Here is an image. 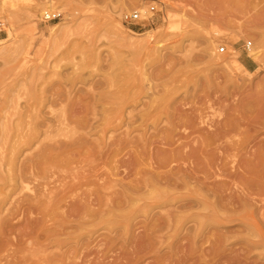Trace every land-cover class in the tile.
<instances>
[{
	"label": "rangeland",
	"instance_id": "obj_1",
	"mask_svg": "<svg viewBox=\"0 0 264 264\" xmlns=\"http://www.w3.org/2000/svg\"><path fill=\"white\" fill-rule=\"evenodd\" d=\"M53 1L0 0V264H264V0ZM150 6L122 23L123 12ZM47 7L62 16L42 21ZM242 58L249 72L225 68ZM154 162L163 175L194 174L215 195L191 184L148 190ZM23 170L34 175L21 180ZM37 189L51 190L50 205L29 199ZM186 201L199 205L180 210Z\"/></svg>",
	"mask_w": 264,
	"mask_h": 264
},
{
	"label": "bare ground",
	"instance_id": "obj_2",
	"mask_svg": "<svg viewBox=\"0 0 264 264\" xmlns=\"http://www.w3.org/2000/svg\"><path fill=\"white\" fill-rule=\"evenodd\" d=\"M59 1V0H58ZM132 1V0H131ZM136 1H140V0H134L133 1V3H135V4H133L132 2H130L131 3V5H133L134 7H137L138 6V3L136 2ZM54 2H56V0L55 1H53V3ZM141 2V1H140ZM52 2H51V4H50V6L49 7H56V6H54V4H53ZM163 3V2H162ZM49 5V3H47V5L46 6H48ZM123 6H125V8H129L130 7V4H129V2H127V1H124L123 2ZM162 6H163V4H162ZM3 9V6L2 5H0V10H2ZM123 9V8H122ZM44 10H48V7L46 8V9H44ZM43 10V11H44ZM130 11H139V12H141V14H142V18L144 17V16H147L148 15V13L150 12L149 11V9L148 10H139V9H133V10H127V11H125V12H130ZM11 18H12V16H11ZM57 23H59V22H57ZM62 23V22H61ZM59 27V24L57 25V24H55V25H52V26H50V27H48V30H50L51 32L52 31H54L55 29H57ZM156 28H153V29H150L149 31H145V32H143V33H138L139 35H147V34H150V33H155L156 32ZM214 34L215 35H219L220 34V31H218V30H214ZM153 35V34H152ZM11 37V31H8V38H10ZM7 39H0V41H2V42H5ZM248 43H250V45H251V42H248ZM248 43H246V44H248ZM250 45L248 46V50H249V56L252 58V59H254V60H257L258 59V56H259V50H254V49H257L256 48V46L252 49L251 47H250ZM221 48V47H220ZM220 48H219V50H220ZM238 56V55H237ZM225 65V68L227 69V70H229V71H232L233 70V68L232 67H235V69H237L236 67L237 66H240V67H243V68H245V70H247V68L238 60V59H234L233 61H232V63L230 64V63H224ZM248 71V70H247ZM249 72V71H248ZM232 73V72H231ZM230 74V73H229ZM229 77V76H228ZM232 77V76H231ZM120 88V87H119ZM111 97V96H110ZM94 98V97H93ZM90 102H91V100H90ZM92 106V105H91ZM262 107V106H261ZM93 108V107H92ZM134 109V108H133ZM93 110V109H92ZM126 111H127V109H125ZM131 110H132V108H130V110L128 111V113H130L131 112ZM237 110V109H236ZM125 111V112H126ZM152 113V112H151ZM235 113V112H234ZM131 116H133V115H131ZM135 116V115H134ZM133 116V117H134ZM130 117V116H129ZM128 117V118H129ZM138 117H139V115H138ZM127 118V117H126ZM123 119H125L124 118V115H123ZM126 120V119H125ZM74 121V120H73ZM86 121H89V119L88 120H86ZM99 122V121H98ZM126 122V121H125ZM129 122V121H128ZM127 122V123H128ZM75 123V122H74ZM81 123V122H80ZM90 123V122H89ZM130 123V122H129ZM228 123V122H227ZM261 123V122H260ZM78 124V123H77ZM87 124V123H86ZM126 124V123H125ZM66 125V124H65ZM64 125V126H65ZM82 125V124H81ZM91 125V124H90ZM76 126V125H75ZM83 126H84V124H83ZM85 126H87V125H85ZM101 126H103V125H101ZM128 126V125H127ZM57 127V126H56ZM60 127V126H59ZM70 127V126H69ZM171 127V126H170ZM220 128V127H219ZM225 128V127H224ZM224 128H222V129H224ZM228 128H230V127H228ZM246 128H247V126H246ZM48 129H50V126H48L47 125V129H46V131H48ZM80 129V128H79ZM78 129V130H79ZM87 129H89V128H87ZM75 130V129H74ZM81 130H84V128H82ZM86 130V129H85ZM227 130V129H226ZM66 131V130H65ZM86 131H88V130H86ZM221 132V131H220ZM49 133V132H48ZM70 133V132H69ZM74 134H75V132H73ZM52 134V133H51ZM81 134V133H80ZM123 134V133H122ZM170 134V133H169ZM169 134L167 135V136H169ZM66 135V134H65ZM77 135V134H76ZM75 135V136H76ZM126 135H127V132H126ZM219 135V134H218ZM78 136V135H77ZM153 136V135H152ZM173 136V135H172ZM175 136V135H174ZM189 136V135H188ZM39 137V136H38ZM37 137V138H38ZM41 137V136H40ZM74 137V136H73ZM164 137V136H163ZM204 137V136H203ZM205 137H207V136H205ZM222 137V136H221ZM75 138V137H74ZM120 138V137H119ZM200 138V137H199ZM201 138H202V136H201ZM171 139V138H170ZM205 139V138H204ZM209 139V138H208ZM215 139V138H214ZM219 139V138H218ZM218 139H217V141H218ZM70 140H72V139H70ZM127 140H128V138H127ZM149 140V139H148ZM161 140H164V139H162L161 138ZM194 140H196V139H194ZM159 141V140H158ZM157 141V142H158ZM205 141V140H204ZM207 141V140H206ZM69 142V141H68ZM73 142V141H72ZM102 142V141H101ZM121 142V141H120ZM149 142H151V141H149ZM165 142V141H164ZM174 142V141H173ZM203 142V141H202ZM209 142H210V140H209ZM70 143V142H69ZM87 143V142H86ZM91 143V142H90ZM119 143V142H118ZM169 143V142H168ZM188 143V142H187ZM197 143H198V140H197ZM200 143V142H199ZM207 143H208V141H207ZM211 144H212V142H210ZM216 143V142H215ZM120 144V143H119ZM147 144H148V142H147ZM175 144H176V142H175ZM204 143H202V145H203ZM206 144V143H205ZM235 144V143H234ZM27 145H28V143H27ZM60 145V144H59ZM58 145V146H59ZM81 145V144H80ZM86 145H88V144H86ZM151 145V144H150ZM165 145V144H164ZM183 145V144H182ZM188 145V144H187ZM214 145V144H213ZM240 145V144H239ZM262 145H264V144H262ZM69 146V145H68ZM82 146H83V144H82ZM82 146H81V148H82ZM85 146V145H84ZM90 146V145H89ZM104 146H105V144H104ZM169 146V145H168ZM176 146V145H175ZM178 146V145H177ZM215 146V145H214ZM222 146V145H221ZM226 146H228V145H226ZM236 146H237V144H236ZM258 146V145H257ZM78 147V146H77ZM86 147V146H85ZM155 147V146H154ZM179 147V146H178ZM184 147V146H183ZM196 147V146H195ZM198 147H200V145H198ZM208 147H210V146H208ZM207 147V148H208ZM258 147H261V146H258ZM50 148V147H49ZM139 148V147H138ZM147 148V147H146ZM171 148V147H170ZM202 148H203V146H202ZM233 148H234V146H233ZM52 149V148H51ZM58 149H60V147L58 148ZM57 149V150H58ZM64 149H66L65 147H64ZM71 149V148H70ZM69 149V150H70ZM200 149V148H199ZM220 149H221V147H220ZM224 149V148H223ZM56 150V149H55ZM176 150V153L178 152V149H175ZM260 150V149H259ZM193 151H195L194 149H193ZM228 151H229V149H228ZM140 152V151H139ZM163 152V151H162ZM162 152H161V155H163L162 154ZM165 152V151H164ZM167 152V151H166ZM180 152V151H179ZM203 152V151H202ZM223 152V151H222ZM259 152V151H258ZM59 153V151L57 152V154ZM66 153H68V152H66ZM75 153V152H74ZM81 153V152H80ZM160 153V152H159ZM172 153H175L174 151L172 152ZM225 153H227V152H225ZM225 153H224V155H225ZM262 153V152H261ZM73 154V153H72ZM151 154H154V153H152V151H151ZM167 153H165V155H166ZM178 154V153H177ZM200 154H201V152H200ZM204 154V153H203ZM20 155V154H19ZM75 155V154H74ZM78 155V154H77ZM132 155V154H131ZM158 155V154H157ZM160 155V156H161ZM192 155H194V153L192 154ZM231 155V154H230ZM250 155V154H249ZM151 156V155H150ZM156 156V155H155ZM171 156V155H170ZM174 156V155H173ZM176 156V155H175ZM178 156V155H177ZM201 156H202V154H201ZM261 156V155H260ZM143 157V156H142ZM156 157H158V156H156ZM195 157V156H194ZM197 157V156H196ZM195 157V158H196ZM209 157V156H208ZM262 157H264V155H262ZM144 158H145V156H144ZM151 158H152V156H151ZM160 158V157H159ZM180 158V157H179ZM185 158V157H184ZM191 158V157H190ZM203 158V157H202ZM214 158L215 157H213V160H214ZM220 158V157H219ZM158 159V158H157ZM163 159V158H162ZM162 159H160V161L162 160ZM173 160V158H170V160ZM174 159H176V158H174ZM205 159H208V158H205ZM210 159V158H209ZM222 159H225V158H223L222 157ZM260 159V158H259ZM48 160V159H47ZM128 160V159H127ZM131 160H132V158H131ZM135 160V159H134ZM142 160V159H141ZM144 160V159H143ZM152 160H155V159H152ZM152 160L150 159V161H151V163H152ZM164 160L165 159H163V163H164ZM177 160V159H176ZM182 160V159H181ZM218 160V159H217ZM233 160V159H232ZM248 160V159H247ZM167 161V160H166ZM191 161H192V159H191ZM258 161V160H257ZM124 162H126V161H124ZM123 162V163H124ZM139 162V161H138ZM157 162H158V160H157ZM155 163V164H158L157 166H155V168L154 169H156V170H147V172H146V177L144 178H142V182L144 183L143 184V187H147L148 188V190H151V189H155L154 188V186L155 185H159V186H161V189H163V188H166V189H168V190H175L178 186H184V185H188V184H191V185H194V186H198V189L199 190H201V192H203V193H206L207 195H209L210 194V196H213V195H215V193L212 191V190H210L209 188H206L204 185H203V182L200 180V179H198V178H196L195 177V175L194 174H191V175H188V174H186V173H183V174H179L177 171H175V172H173V171H171L170 172V174H160L159 173V171L157 170L158 168H160L162 165L161 164H159V163H161V162H159V163ZM169 162V161H168ZM207 162H211V161H208L207 160ZM214 162V161H213ZM260 162V161H259ZM119 163H120V161H119ZM122 163V162H121ZM162 163V164H163ZM166 163V162H165ZM189 163V162H188ZM208 163V164H209ZM183 164H185V162L183 163ZM203 164V163H202ZM214 164V163H213ZM258 164L259 163H257V165L256 166H258ZM136 165V164H135ZM147 165V164H146ZM165 165V164H164ZM174 165V164H173ZM212 165V164H211ZM210 165V166H211ZM219 165V164H218ZM240 166V165H239ZM254 166V165H253ZM255 166V167H256ZM143 167V166H142ZM192 167H194V166H192ZM221 167V166H220ZM223 167V166H222ZM226 167V166H225ZM241 167V166H240ZM131 168V167H130ZM144 168V167H143ZM211 168V167H210ZM262 168H264V167H262ZM134 169H135V167H134ZM163 169V168H162ZM173 169V167L170 169V170H172ZM194 169V168H193ZM201 169H203V168H201ZM219 169H221V168H219ZM33 170V169H32ZM132 170V169H131ZM175 170V169H174ZM184 170V169H183ZM186 170V169H185ZM213 170V169H212ZM225 170V169H224ZM162 171V170H161ZM203 171V170H202ZM227 171V170H226ZM225 171V172H226ZM251 171V170H250ZM166 171H164V173H165ZM189 172V171H188ZM221 172H222V170H221ZM220 172V173H221ZM224 172V171H223ZM234 172H235V170H234ZM203 173V172H202ZM236 173V172H235ZM252 173H253V171H252ZM143 174V173H142ZM196 174V173H195ZM228 174H231V173H228ZM34 175V173L33 172H31V171H26V170H23L22 172H21V174L19 175V179H21V180H26L27 179V177H31V176H33ZM199 175V174H198ZM218 175H219V173H218ZM221 175V174H220ZM222 175H224V173L222 174ZM239 175V174H238ZM38 176V175H37ZM138 176V175H137ZM196 176H197V174H196ZM201 176V175H200ZM45 177V176H44ZM92 177V176H91ZM95 177V176H94ZM209 177V176H208ZM223 177V176H222ZM231 178H232V176H231ZM234 178V177H233ZM249 178V177H248ZM260 178V177H259ZM41 179V178H40ZM99 179V177L97 178V180ZM119 179V178H118ZM211 179V178H210ZM42 180V179H41ZM204 180V179H203ZM220 180V179H219ZM236 180H237V178H236ZM256 180V179H255ZM102 181H104V179L102 180ZM113 181V180H112ZM138 181V180H137ZM137 181H135L136 183H137ZM141 180L139 179V182H140ZM178 181H181L180 183H178ZM233 181V180H232ZM56 182V181H55ZM91 182H93V180L91 181ZM106 182V181H105ZM104 182V183H105ZM216 182V181H215ZM221 182V181H220ZM223 182V181H222ZM58 183V182H57ZM75 183V182H74ZM77 183H78V181H77ZM76 183V184H77ZM129 183H131V182H129ZM133 183V182H132ZM236 183V182H235ZM27 184V183H26ZM25 184V185H26ZM59 184V183H58ZM90 184V183H89ZM95 185H97L96 184V182L94 183ZM102 185H103V183H101ZM217 184V183H216ZM237 184V183H236ZM240 184V183H239ZM80 185V184H79ZM122 185V184H121ZM211 185V184H210ZM214 185V184H213ZM221 185H223V184H221ZM249 185V184H248ZM251 185V184H250ZM27 186V185H26ZM48 186V185H47ZM123 186V185H122ZM129 186V185H128ZM131 186V185H130ZM133 186V185H132ZM220 186V185H219ZM225 186V185H224ZM58 187V186H57ZM121 187V186H120ZM119 187V188H120ZM139 187H140V185H139ZM226 187H227V184H226ZM243 187V186H242ZM46 188V187H45ZM61 188V187H60ZM73 188V187H72ZM77 188H79V186L77 187ZM81 188V187H80ZM124 188V187H123ZM219 188V187H218ZM217 188V189H218ZM224 188V187H223ZM231 188H232V186H231ZM235 188V187H234ZM238 188V187H237ZM259 188V187H258ZM28 189H29V187H28ZM63 189H64V187H63ZM65 189H67V188H65ZM64 189V190H65ZM141 189V188H140ZM220 189V188H219ZM236 189V188H235ZM243 189H245V187H243ZM61 190V189H60ZM74 190V189H73ZM72 189L70 190V191H73ZM79 190V189H78ZM77 190V191H78ZM127 190H128V188H127ZM132 190V189H131ZM215 190V189H214ZM229 190H230V188H229ZM234 190V189H233ZM69 191V192H70ZM137 191V190H136ZM156 191H158V190H156ZM161 192H162V190H160ZM188 191V190H187ZM218 191V190H217ZM228 191V190H227ZM99 192V191H98ZM123 192V191H122ZM164 192H167V190L166 191H164ZM173 192V191H172ZM257 192V191H256ZM51 190H46V189H37V191L35 192H33V195H31L30 196V200H31V198L33 199V198H35L34 200H36V197H40V196H45L46 197V199H45V203H47V204H49L50 203V199H52V197H51ZM67 193V192H66ZM74 193V192H73ZM124 193V192H123ZM163 193V192H162ZM194 193H197L198 194V192L197 191H194ZM218 193H219V191H218ZM239 193V192H238ZM248 193V192H247ZM154 194H156L155 193V191H154ZM160 194V193H159ZM167 194V193H166ZM165 194V195H166ZM222 194V193H221ZM220 194V195H221ZM225 194V193H224ZM229 194V193H228ZM244 194V193H243ZM58 196L59 195H61V192H60V194H57ZM56 195V196H57ZM84 195V194H83ZM86 195V194H85ZM100 195H102V194H100ZM126 195H128L127 193H126ZM148 195V194H147ZM153 195V194H152ZM151 195V196H152ZM227 195V194H226ZM230 195V194H229ZM250 195L252 196L253 195V192H250ZM250 195H248V196H250ZM255 195V194H254ZM73 197H74V195H72ZM87 196V195H86ZM123 196H124V194H123ZM162 196V195H161ZM160 196V197H161ZM198 196H199V194H198ZM228 196V195H227ZM245 196V195H244ZM81 197V196H80ZM79 197V198H80ZM84 197V196H83ZM130 197V196H129ZM224 197V196H223ZM234 197V196H233ZM243 197V196H242ZM260 197H262V196H259V198ZM54 198H57V197H55L54 196ZM75 198V197H74ZM90 198V197H89ZM108 198V197H107ZM143 198L145 199H147V197H144L143 196ZM153 199H155L154 197H152ZM151 198V199H152ZM229 198V197H228ZM255 198V197H254ZM258 198V199H259ZM84 199V198H83ZM103 199V198H102ZM120 199H122V198H120ZM157 199H160L159 197H157ZM226 199H227V197H226ZM234 199V198H233ZM69 200H70V198H69ZM85 200V199H84ZM125 200H127V198L125 197ZM148 200V199H147ZM150 200V199H149ZM220 200V199H219ZM225 200V199H224ZM262 200V199H261ZM68 201V200H67ZM74 201V200H73ZM92 201V200H91ZM90 201V202H91ZM133 201V200H132ZM169 201V200H168ZM167 201V202H168ZM228 201H230V198H229V200ZM259 201V200H258ZM75 202V201H74ZM122 202H124V201H122ZM187 202V201H186ZM231 202V201H230ZM95 203V202H94ZM93 203V204H94ZM109 203H111V201L109 202ZM128 203V202H127ZM223 203V202H222ZM37 204V203H36ZM106 204V203H105ZM115 204H116V202H115ZM196 204H198L199 205V203L198 202H190V203H182L181 202V204L179 205V209L181 210V209H189L190 207H194V205H196ZM226 204V203H225ZM257 204H258V202H257ZM27 205H29V204H27ZM50 205V204H49ZM52 205V204H51ZM59 205V204H58ZM79 205V202H75V203H72L71 205H70V211L71 212H73V211H75L76 210V208H77V206ZM81 205V204H80ZM107 205V204H106ZM123 205V204H122ZM169 205V204H168ZM175 205V204H174ZM232 205V204H231ZM96 206V205H95ZM230 206V205H229ZM29 207H30V205H29ZM61 207V206H60ZM59 207V208H60ZM105 207V206H104ZM258 207V206H257ZM31 208V207H30ZM29 208V209H30ZM51 208V206L49 207V209ZM99 208H101V207H99ZM210 208H212V207H210ZM27 209V208H26ZM48 208H47V210H49ZM63 208H61V209H59V210H62ZM66 209H67V206H66ZM102 209H103V207H102ZM155 209V208H154ZM163 209V208H162ZM168 208H166V210H167ZM214 209V208H213ZM31 210V209H30ZM104 210V209H103ZM159 210V209H158ZM157 210V211H158ZM164 210V209H163ZM163 210H162V213H163ZM32 212H34L33 211V209L31 210ZM53 211V210H52ZM90 211H91V209H90ZM96 211H98V210H96ZM101 211V210H100ZM99 211V212H100ZM156 211V210H155ZM156 211V212H157ZM175 211V210H174ZM184 211V210H183ZM39 212V211H38ZM150 212H151V210H150ZM165 212H167V211H165ZM168 212H169V210H168ZM190 212V211H189ZM261 212H264V211H261ZM47 213V212H46ZM57 213H59L58 211H57ZM63 213V212H62ZM75 213V212H74ZM89 213V212H88ZM101 213H102V211H101ZM146 213V212H145ZM154 213V212H153ZM186 213V212H185ZM152 214V213H151ZM150 214V215H151ZM160 214V213H159ZM164 214H166V213H163L162 215H164ZM171 214V213H170ZM262 214V213H261ZM261 214H260V216H261ZM65 215H66V212H65ZM96 215V214H95ZM145 215V214H144ZM168 216H169V214H167ZM167 215H165V216H167ZM184 215H187V214H184ZM52 216V215H51ZM85 216H86V214H85ZM153 217H155V216H158V215H152ZM152 216H150V217H152ZM164 216V217H165ZM188 216V215H187ZM56 217V216H55ZM58 217V216H57ZM65 217V216H64ZM87 217V216H86ZM86 217H85V219H86ZM145 218H146V216H144ZM148 217V219L150 218L149 216H147ZM47 218H49V216L47 217ZM61 218V217H60ZM60 218H59V221H60ZM69 218V217H68ZM77 218H79V217H77ZM145 218L143 219V220H145ZM181 218V217H180ZM262 218V217H261ZM260 218V219H261ZM55 219H57V218H55ZM61 219H63V218H61ZM88 219V218H87ZM152 219V218H151ZM154 219V218H153ZM41 220H42V217H41ZM46 220V219H45ZM69 220V219H68ZM83 220V219H82ZM159 220H161V217H159ZM163 220V219H162ZM169 220V219H168ZM170 220H172L171 218H170ZM187 220V219H186ZM54 221V220H53ZM57 221H58V219H57ZM66 221V223H67V220H65ZM72 221L74 222V219H72ZM175 221V220H174ZM193 221V220H192ZM221 221V220H220ZM219 221V222H220ZM40 222V221H39ZM42 222H43V220H42ZM47 222V221H46ZM52 222V221H51ZM51 222H49V223H51ZM54 222H56V220L54 221ZM147 222H148V220H147ZM152 222V221H151ZM150 221L148 222V223H151ZM171 222V221H170ZM193 222H195V221H193ZM31 223H32V221H31ZM30 223V224H31ZM56 223H58V222H56ZM66 223H64V224H66ZM70 223V222H69ZM75 223H76V221H75ZM172 223V222H171ZM27 224V223H26ZM38 224V223H37ZM82 224V223H81ZM143 224H144V222H143ZM174 224H175V222H174ZM193 224V223H192ZM195 224V223H194ZM32 225H34L33 223H32ZM59 225V224H58ZM69 225V224H68ZM145 225H146V223H145ZM155 225V224H154ZM157 225V224H156ZM163 225H164V223H163ZM57 226V225H56ZM75 226H77V225H75ZM152 226V225H151ZM157 226H159V224L157 225ZM186 226V225H185ZM1 227V226H0ZM34 227V226H33ZM74 227V226H73ZM144 227H146V226H144ZM156 227V226H155ZM194 227H196V225L194 226ZM47 228H49V227H47ZM55 228H57V227H55ZM77 228V227H76ZM146 228H148L149 229V225L146 227ZM159 228V227H158ZM157 228V229H158ZM205 228V227H204ZM27 229V228H26ZM61 229V228H60ZM148 229H146V231L148 230ZM156 228H154L153 229V231L155 230ZM156 229V230H157ZM163 229V228H162ZM184 229V228H183ZM150 230V229H149ZM194 230V229H193ZM203 230V229H202ZM26 231H28V230H26ZM26 231H23V232H26ZM165 231H168L167 230V228L165 229ZM219 231V230H218ZM151 232V231H150ZM150 232H149V234H148V237H149V235H150ZM185 233H186V230L184 231ZM184 232H183V234H184ZM189 232V231H188ZM205 232V231H204ZM221 232V231H220ZM27 233V232H26ZM140 233V232H139ZM163 233V232H162ZM56 234V233H55ZM137 234V233H136ZM164 234V233H163ZM222 233H220V234H218V235H221ZM45 235H46V233H45ZM102 235V234H101ZM139 235V234H138ZM137 235V236H138ZM140 235H142V233L140 234ZM144 235V234H143ZM156 235H158V234H156ZM182 235V234H181ZM180 235V236H181ZM192 235H194V234H192ZM29 236V235H28ZM38 236V235H37ZM151 236V235H150ZM158 236H160V235H158ZM185 236V235H184ZM187 236V235H186ZM190 236V235H189ZM31 237H34V236H32L31 235ZM30 237V238H31ZM44 237V236H43ZM85 237H86V235H85ZM146 237V236H145ZM156 237V236H155ZM161 237V236H160ZM164 237H165V235H164ZM182 238H184L183 236H181ZM188 237V236H187ZM187 237H185V238H187ZM199 237V236H198ZM23 239H26V238H24V236L22 237ZM29 238V237H28ZM91 238V237H90ZM154 238V237H153ZM153 238L152 239H150V237H149V239L150 240H152L153 242H154V240H153ZM22 239V240H23ZM93 239V238H92ZM139 240L141 239L140 237L138 238ZM147 239V238H146ZM145 239V240H146ZM156 239H158V237L156 238ZM161 239V238H160ZM159 239V242H161L162 240H160ZM162 239H164V238H162ZM188 239H190V238H188ZM22 240H21V243H22ZM27 240V239H26ZM34 240V239H33ZM87 240V239H86ZM89 240V239H88ZM112 240H114V238L112 239ZM144 240V239H143ZM180 240V239H179ZM185 240V239H184ZM217 240V239H216ZM215 240V241H216ZM248 240V239H247ZM24 241V240H23ZM90 241V240H89ZM92 241V240H91ZM158 241V240H157ZM178 241V240H177ZM186 241V240H185ZM220 241V240H219ZM27 242V241H26ZM35 242H37L36 241V239L34 240V243ZM78 242H79V240H78ZM93 242V241H92ZM91 242V243H92ZM145 242V241H144ZM192 242V241H191ZM197 242V241H196ZM217 242H218V240H217ZM39 243V242H38ZM37 243V244H38ZM45 243V242H44ZM49 243V242H48ZM47 243V244H48ZM83 243V242H82ZM84 243H85V241H84ZM101 243V242H100ZM136 243H137V241H136ZM135 243V244H136ZM178 243V242H177ZM212 243H214V242H212ZM248 243V242H247ZM254 243V242H253ZM40 244H42V243H40ZM76 244V243H75ZM89 244V243H88ZM102 244V243H101ZM151 244V243H150ZM219 244V243H218ZM84 245V244H83ZM91 245V244H90ZM136 245H138V244H136ZM135 245V246H136ZM145 245H146V243H145ZM154 245V244H153ZM220 245V244H219ZM46 246H48V245H46ZM98 246H99V244H98ZM150 246V245H149ZM156 246V245H155ZM172 246V245H171ZM176 246V245H175ZM192 246V245H191ZM45 247V246H44ZM139 247V246H138ZM137 247V248H138ZM153 246L151 245V248H152ZM209 247V246H208ZM22 248V247H21ZM61 248H62V246H61ZM74 248H76V247H74ZM78 248V247H77ZM76 248V249H77ZM79 248H81L82 249V247H79ZM141 248H142V245H141ZM146 249H147V247H145ZM197 248V247H196ZM211 248V247H210ZM214 248V247H213ZM217 248V247H216ZM25 249V248H24ZM75 249V250H76ZM155 249H157V247L155 248L154 247V250ZM172 249H173V246H172ZM193 249V248H192ZM219 249V248H218ZM73 250V249H72ZM78 250V249H77ZM153 250V249H152ZM165 250V249H164ZM187 250H189V249H187ZM195 250H197V249H195ZM69 251V250H68ZM80 251V250H79ZM148 252H149V250H147ZM167 251H169V250H167ZM176 251V250H175ZM204 251V250H203ZM215 251V250H214ZM233 251V250H232ZM63 252V251H62ZM139 252V251H138ZM195 252V251H194ZM193 252V253H194ZM197 252V251H196ZM210 252V251H209ZM216 252V251H215ZM235 252H236V250H235ZM57 253H59V252H57ZM61 253V252H60ZM64 253V252H63ZM86 253V252H85ZM166 253H169V252H166ZM176 253H177V251H176ZM185 253H186V251H185ZM188 253V252H187ZM218 253H219V251H218ZM11 254V253H10ZM77 254H78V252H77ZM88 255H90V253L88 252L87 253ZM137 254V253H136ZM147 255H148V253H146ZM228 254V253H227ZM55 255V257H54V259L56 258V257H58V255L56 256V254H54ZM65 255V254H64ZM66 255H67V252H66ZM72 255V254H71ZM70 255V256H71ZM76 255V254H75ZM79 255V254H78ZM84 255V254H83ZM143 255H145V254H143ZM183 255H184V253H183ZM188 254H186V256H187ZM190 255H192V254H190ZM194 255V254H193ZM220 255V254H219ZM231 255V254H230ZM235 255V254H234ZM60 257H62L63 255L62 254H60L59 255ZM77 256V255H76ZM140 256H142V255H140ZM185 256V257H186ZM233 256V255H232ZM53 257V256H52ZM65 257V256H64ZM75 257V256H74ZM73 257V258H74ZM78 257V256H77ZM105 257V256H104ZM103 257V258H104ZM146 257V256H145ZM212 257H213V255H212ZM236 257V256H235ZM240 257V256H239ZM81 258V257H80ZM192 258V257H191ZM57 259V258H56ZM61 259V258H60ZM75 259V258H74ZM77 259V258H76ZM75 259V260H76ZM145 259V258H144ZM146 259H147V257H146ZM145 259V260H146ZM180 259V258H179ZM182 259V258H181ZM188 259V258H187ZM194 259H195V257H194ZM201 259V258H200ZM207 259V258H206ZM223 259H225L226 260V258H225V256H224V258ZM240 259V258H239ZM58 260V259H57ZM56 260V261H57ZM73 260V259H72ZM82 260V259H81ZM113 260V259H112ZM120 260V259H119ZM118 260V261H119ZM124 260V259H123ZM138 260H139V258H138ZM137 260V261H138ZM186 260V259H185ZM208 260V259H207ZM225 260H224V262H225ZM229 259H227V261H228ZM89 261H91V260H89ZM181 261V260H180ZM194 261V260H193ZM218 261V260H217ZM231 261H233V260H231ZM237 261V260H236ZM61 262H62V260H61ZM61 262L59 263V264H61ZM68 262V261H67ZM74 262V261H73ZM80 264H81V262L80 261H78ZM83 262V261H82ZM103 262V261H102ZM108 262V261H107ZM106 262V263H107ZM140 262V261H139ZM178 262V261H177ZM186 262V261H185ZM210 262V261H209ZM208 262V263H209ZM246 262V261H245ZM56 263H58V262H56ZM75 263H77V261L75 262ZM90 263V262H89ZM97 263V262H96ZM119 263V262H118ZM190 263H192V262H190ZM198 263H200V262H198ZM216 263V262H215ZM228 263H230L229 261H228ZM236 263V262H235ZM240 263H242V264H244L243 262H240ZM1 264H11L10 262H7V263H1ZM110 264V263H109ZM181 264V263H180Z\"/></svg>",
	"mask_w": 264,
	"mask_h": 264
},
{
	"label": "built area",
	"instance_id": "obj_3",
	"mask_svg": "<svg viewBox=\"0 0 264 264\" xmlns=\"http://www.w3.org/2000/svg\"><path fill=\"white\" fill-rule=\"evenodd\" d=\"M155 10L154 6L149 7V11L153 12ZM62 16V12L58 10H44L42 15H41V20L42 21H53L57 20ZM144 18H142V14L139 11H130V12H123L121 15V21L122 23L131 26L133 24H136L137 21H141ZM3 22L0 20V30L2 29ZM250 43L246 44V49H248V46ZM225 47L221 46L219 51H224Z\"/></svg>",
	"mask_w": 264,
	"mask_h": 264
},
{
	"label": "crops",
	"instance_id": "obj_4",
	"mask_svg": "<svg viewBox=\"0 0 264 264\" xmlns=\"http://www.w3.org/2000/svg\"><path fill=\"white\" fill-rule=\"evenodd\" d=\"M240 61H241V63H242L245 67H249V66H251V63H252V62H248L247 60H245V59H243V58H242Z\"/></svg>",
	"mask_w": 264,
	"mask_h": 264
}]
</instances>
